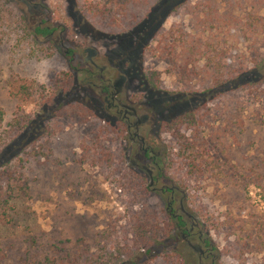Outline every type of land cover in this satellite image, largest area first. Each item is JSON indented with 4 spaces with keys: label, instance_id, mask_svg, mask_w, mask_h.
<instances>
[{
    "label": "rangeland",
    "instance_id": "obj_1",
    "mask_svg": "<svg viewBox=\"0 0 264 264\" xmlns=\"http://www.w3.org/2000/svg\"><path fill=\"white\" fill-rule=\"evenodd\" d=\"M210 10L209 26L202 19ZM248 11L252 0H192L166 20L163 35L143 58L145 69L160 73L159 89L169 94L165 107L183 94L201 95L216 86L202 74L206 65L212 71L210 66L222 63L235 72L263 61L264 8L253 10L261 17L259 37L242 41L236 22L245 21ZM0 19L3 126L13 129L22 118L27 126L22 138L11 137L8 144L22 141L35 118L41 126L38 142L24 144L35 147V154L0 167V192H12L5 195L7 206L0 203V264H172L170 250L147 255L149 240L166 237V204L137 169L138 147L123 125L115 124L117 116L106 114L103 97L90 87L80 95L88 110L68 107L63 92H50L56 79L71 72L70 55L86 61L88 50L96 52L92 61L106 71V80L125 77L122 63L113 58L119 42L97 39L76 0H0ZM43 19L55 29L53 36L32 45L20 42L21 23L33 29ZM179 45L200 51L190 59L199 73L193 81L178 77L163 61L164 51ZM48 49L53 55L47 58L41 50ZM15 77L49 93L18 103L8 87ZM229 77L225 73L220 80ZM146 93L126 78L120 99L146 117L140 134L161 158L166 179L157 188L180 189L175 208L183 196L217 264H264V84L237 94L233 89L224 96L209 94L195 125L179 133L163 131L154 111L157 99ZM57 105L63 108L54 113ZM191 147L182 158L180 149Z\"/></svg>",
    "mask_w": 264,
    "mask_h": 264
},
{
    "label": "trees",
    "instance_id": "obj_2",
    "mask_svg": "<svg viewBox=\"0 0 264 264\" xmlns=\"http://www.w3.org/2000/svg\"><path fill=\"white\" fill-rule=\"evenodd\" d=\"M191 1L192 0H76L79 12L83 19L91 26L97 39L117 40L119 42L120 47L114 51L113 58L116 57V60L122 63L121 67L125 78L129 81H138L140 87L146 90L148 96L152 98L154 95L156 97L157 103L154 104V111L157 117L160 118L159 125L165 132L174 131V133H179L183 126L195 125L198 120L197 113L201 110L200 107L208 103V98H210L212 94L214 96H224L227 89H233L237 94L252 85L264 84V59L260 63L255 64L254 69H246L242 66L238 70L236 69L237 71L235 72L231 66L227 67L222 63H216L210 66L212 71H210L209 66L206 65L202 68V74L204 77H212L216 83L213 89H207L201 95L197 93L183 94L185 98H182V100L179 99L174 103H168L167 107L164 106L169 100V94L159 89L160 73L145 69L143 58L145 52L151 48L156 38L163 35L162 29L166 20L170 16L177 14L181 8L188 6ZM256 7L264 8V0H252V11L245 13L243 17L245 21L240 19L236 22L240 28L239 36L243 39L242 41L251 40L260 35L259 26H261V17L253 11ZM211 16L212 11L210 10L209 13L206 14V17L202 19L203 24L210 26ZM218 22H221L219 18ZM0 25H3V20L1 19ZM48 26L47 19L41 20L33 29H29L27 25L22 22V29L16 32L20 38V42L32 45L37 44L39 38L45 40L53 36L55 29H50ZM238 26L236 28H238ZM83 30L90 32L86 27ZM41 52L47 58L53 55L50 49H48V51L41 50ZM164 52L166 53H164L163 61L169 62L170 70L176 73L178 77L188 81L196 79L199 74L197 72L198 68L195 64H192L190 59L200 52L198 48L179 45L178 47H171ZM204 55H207V53H204ZM70 62L71 72L69 75H61L56 79L50 92H52V94L53 92H63L67 98L65 102L69 104L68 107L88 110L90 109L88 103L84 102L85 99H80V95L82 94L81 89L85 88L83 87L86 81L85 78H93L94 76L99 78L101 75L104 76L106 71L103 70L101 73L99 69L93 68L85 61L75 63L70 59ZM225 73L230 77L228 81L222 82L220 79L224 77ZM110 86L111 84L106 82L104 93H111ZM8 87L10 95L15 98L18 103H27L37 94L41 97H45V95L49 93L45 87L37 85L35 81H25L18 77L13 78ZM90 88L95 90L97 95L100 96L96 91L97 89H94V87ZM156 93L160 96H156ZM103 96L101 95V97ZM96 102L98 101L93 102L92 106H95ZM194 104L199 105L198 108L190 109ZM61 108L63 107L57 105L53 112L55 113ZM4 117V111L0 108V167H7L13 162L22 160L25 156H33L36 148L24 146L26 143L25 140L28 141L34 138L35 142L36 140L38 142L40 137L38 132L41 129V126L37 125V117L34 119L35 121L33 120L31 123L28 135L17 144L10 145L8 142L11 137L16 136L17 138H22L23 131L27 126L23 123V118L22 121L18 119L17 127L13 128L16 130L13 131L9 126H3ZM111 122H113V120H111ZM115 124L123 125L122 131L128 134L127 126L123 124L118 117ZM109 129L111 130V128ZM115 131L116 130L112 127L111 132ZM194 149V147L180 149L182 158L188 151L193 152L191 150ZM149 150L150 149H148V151ZM142 152L143 151L137 148L138 154L141 155ZM148 156L149 155H147V157ZM156 157L157 159L154 162L161 167V158L158 155ZM161 172L160 170L159 174ZM0 178L4 177L0 175ZM140 179L142 181L144 180L143 177H140ZM0 188L1 190L4 189L3 186H0ZM7 193L9 192H0V203L2 206H7L9 204V200L5 198ZM10 193L12 192L10 191ZM165 217L166 219L163 226L166 231V237L164 239L155 238L154 240H149L147 255L154 253L159 256L161 252L170 250L171 253L168 256L171 258L172 264H193V260L198 264V257L192 254L187 245L184 244L176 234L177 225L175 221L167 218L166 212Z\"/></svg>",
    "mask_w": 264,
    "mask_h": 264
},
{
    "label": "flooded vegetation",
    "instance_id": "obj_3",
    "mask_svg": "<svg viewBox=\"0 0 264 264\" xmlns=\"http://www.w3.org/2000/svg\"><path fill=\"white\" fill-rule=\"evenodd\" d=\"M68 53L69 52H67V54ZM87 53L88 57L85 62L89 63L93 68L99 69L92 61V57L96 55V52L88 50ZM70 57L75 63H79L75 61L74 54H71ZM99 70L101 73L103 72V69ZM85 80L83 87H94V89H97L96 91L100 96L104 95L103 99L106 103V113L115 114L120 121L127 126L130 142L143 151L141 155H138L142 160L136 163V167L149 179V189L152 193H159L161 199H164L166 204V216L175 221L177 225L176 234L180 237L181 241L187 245L192 254L198 257V264H217V258L213 253L212 245L203 233L199 231V226L194 218L187 213L184 207L183 196L179 200V208H175L177 194H179L180 190L174 188V191L171 192L167 190L168 186L166 185H162L161 189L157 188V186L161 182H165L166 179L162 172L159 174L161 169L159 165L154 162L157 157L149 147H146V139L140 134L146 117L139 118L137 112L120 99L122 95L121 89L126 82V78L122 76L116 81H113L112 79L106 80L104 76L101 75L99 78L95 76L93 78L86 77ZM106 82L111 84L110 94L104 93ZM148 149L150 150L148 151ZM147 155L149 156L147 157ZM194 238L197 239V243L193 242ZM192 263L196 264L194 260Z\"/></svg>",
    "mask_w": 264,
    "mask_h": 264
},
{
    "label": "water",
    "instance_id": "obj_4",
    "mask_svg": "<svg viewBox=\"0 0 264 264\" xmlns=\"http://www.w3.org/2000/svg\"><path fill=\"white\" fill-rule=\"evenodd\" d=\"M174 188H175V187H171V188L168 187L167 190L173 192V191H174ZM188 214H189V213H188ZM189 215H190V214H189ZM190 216H191V215H190Z\"/></svg>",
    "mask_w": 264,
    "mask_h": 264
}]
</instances>
